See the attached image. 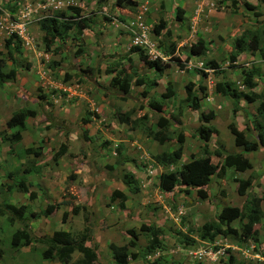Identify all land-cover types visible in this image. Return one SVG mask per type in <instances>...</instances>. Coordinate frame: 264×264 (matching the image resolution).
Returning <instances> with one entry per match:
<instances>
[{
  "label": "rangeland",
  "instance_id": "obj_1",
  "mask_svg": "<svg viewBox=\"0 0 264 264\" xmlns=\"http://www.w3.org/2000/svg\"><path fill=\"white\" fill-rule=\"evenodd\" d=\"M133 1L135 6L118 8L114 0H0V58L6 61L2 70L7 73L12 67L16 72L15 78L0 81V107L10 104L6 115L0 114V206L26 207L22 222L8 225L6 215H0V264H59L41 255L47 249L44 241L57 230L74 239L86 234L90 240L85 245L95 250L96 264H113L107 245H125L130 239L126 232L131 229L135 241L144 246L147 237L139 232L141 225L158 226L163 232L160 250L146 256L147 260L159 258L160 264H227L231 256L234 264H262L264 202H260L259 222L253 226L256 241L239 242L236 221L227 229L222 227L227 232L224 230L225 235H217L212 242L198 236L201 225L216 221L223 206L242 207L251 196H263L264 138L256 152L244 154L251 168L243 173L225 169L222 175L212 176L201 189L203 199L192 188L181 185L169 193L160 191L158 176L175 175L179 180V167L189 154L201 155L196 128L206 124L198 120L200 112L214 114L208 123L217 131L207 144L210 153L237 151L232 147L227 125L231 123L238 130L244 124L251 127L256 103L239 100L237 111L232 112L233 101L215 93L213 87L216 83L229 84L236 92H245L242 72L249 68L261 73L254 78L256 87L252 92L258 93L264 87V0ZM243 2L249 7L245 8ZM70 8L85 18V28L76 35V29L64 24L66 35L54 40L45 51L38 21L61 11L73 15ZM177 8L183 12L180 20L175 17ZM137 19L143 30L135 24L129 26ZM159 19L165 23L161 34L168 32L167 36L152 32ZM132 32L144 34L158 54L155 59L161 70L149 69L138 60L133 47L148 60L154 59L143 46L133 45L136 35ZM11 34L20 41L14 63L5 58L3 46ZM253 34L258 39L257 50L249 53L245 45ZM198 39L206 46L205 55L190 56L188 48ZM238 39L241 49L232 63L229 57L238 51ZM169 56H175L180 64L169 61ZM209 60L217 69L209 70ZM119 70L133 78L143 77L144 84L132 85L127 95L121 94L111 84L112 77L121 78ZM189 82L194 92L199 86L204 88L202 94H197V111L182 106L183 87ZM168 84L173 97L161 100L159 95ZM151 102L161 105L159 112L150 108ZM22 108L34 110L35 116L26 118L19 139L11 142L5 121L12 111ZM124 113H128V123L120 124L118 115ZM158 117L167 120L163 144L149 135V131H157ZM84 119L88 121L84 123ZM177 133L183 136L180 161L173 166L157 164L159 154L176 147ZM246 137L254 139L255 132H248ZM61 146L64 152L58 154ZM26 148L38 154L25 155ZM210 158L213 164L219 162L215 156ZM123 173L132 175L137 193H130L121 183ZM246 178L252 185L244 196H239L234 180ZM114 190L125 195L123 208L117 206L118 200L110 201ZM47 201L63 206L48 217H31L39 214ZM73 206L85 210L72 215L69 209ZM63 213L66 215L62 220ZM21 228L32 242L13 250L9 238ZM182 236L187 238L184 244ZM128 250L134 254L128 264H144L134 248ZM203 252L205 255H201ZM80 259L81 255L73 252L68 264H77Z\"/></svg>",
  "mask_w": 264,
  "mask_h": 264
},
{
  "label": "trees",
  "instance_id": "obj_2",
  "mask_svg": "<svg viewBox=\"0 0 264 264\" xmlns=\"http://www.w3.org/2000/svg\"><path fill=\"white\" fill-rule=\"evenodd\" d=\"M80 2L84 0H78ZM136 2L133 0H114V5L118 8H122V6H135ZM245 8H248L249 5L246 2L242 4ZM73 15L67 16L64 12H57L52 14L51 16L43 17L38 21V28L43 33L41 38V42L45 51H48L51 47V44L54 40L64 37L67 33L66 28L63 27L64 24L72 26L75 30V34H81V31L85 28V18H81L79 16V11L75 8H70ZM13 11V10H12ZM1 13V12H0ZM182 10L176 9V19L180 20L182 15ZM165 29V23L163 20L159 19L157 24L153 25L152 32L155 36L160 35H168V32L165 34H161V32ZM244 38V37H243ZM238 40L240 42H238ZM235 41V50L233 55L229 57V61H235L237 53H240L241 49V39ZM258 39L253 34L251 39L247 45H245V50L249 53L257 50ZM19 44L20 41L16 38L15 34H11L7 37L3 46L5 49L6 59L11 63H14L15 53L19 52ZM136 51L138 60L146 65L149 69L153 70H161L159 67L158 59L148 60L147 56L142 53L140 49L137 47H133L132 51ZM172 48L168 51L169 55H172ZM206 46L204 42L198 39L196 42L192 43L188 48V54L190 56L201 57L205 55ZM169 61L174 62L176 64H180L179 60L175 56H169ZM4 59L0 58V81H9L10 79L15 78V69L11 67V69L7 72H3ZM233 63V62H232ZM206 66L211 70L217 69V66L214 61L209 60ZM181 67V65H179ZM121 74V78L112 77L111 84L117 88V90L123 94L127 95L132 87L141 86L144 84L143 77L139 76L138 78H133L132 76L123 73L122 70H119ZM243 73L242 86L246 90L245 92H236L234 88H231L229 84H221L216 83L213 87V91L215 93L220 94L223 97H227L233 101L232 112L237 111V102L239 100H243L245 103L252 104L256 103L254 108V116H252V124L249 127L247 124H244L242 130H238L233 124L227 125V130L229 135L232 138V145L237 149L236 152L231 153H223L221 154L219 151H213L212 154L208 150V142L211 137L216 135V129L208 124L210 120L213 119V112L209 111L207 114L200 112L198 114V120L201 123L196 128L197 137L201 140L200 151L202 157L194 156L193 154H189V158L186 162L182 163L179 167L180 176L179 180L173 176H168L164 173L158 176V189L165 193L171 192V190L177 185H181L186 188H192L195 190L198 198L203 199L205 197V193L202 188L208 185L212 176L217 175L220 176L223 174L225 169H230L235 173H243L251 168L249 160L244 157V154L256 152L263 145L264 138V87L261 88L260 92L254 93L252 89L256 87V81L254 78L256 76H261V73L256 68H249L245 70ZM202 77V76H201ZM204 77V76H203ZM155 83H151L154 85ZM185 96L182 100V106L192 110L197 111L200 107V99L199 95L204 92V88L201 86L198 87V92L193 91V86L189 82L183 87ZM173 97V91L168 84L165 88V92L159 95L161 100L167 101L168 99ZM150 108L159 112L161 105L156 102H151L149 104ZM35 116V111L32 109L22 108L18 111L13 112L10 117L5 121V127L11 131L8 138L11 142H15L19 139V134L25 128V119L30 117L33 118ZM118 122L120 124L128 123V113H124L118 115ZM84 123L88 120L84 119ZM155 126L157 127V131H149V135L151 139L157 141L159 144H163L166 141V137L164 136L163 130H166L167 120L163 117H158ZM14 131V132H13ZM250 131L255 132L254 139H248L246 134ZM176 147L172 151H164L156 158V163L161 166H173L178 161H180L182 155V144H183V136L181 133H177L176 137ZM64 152V147L61 146L59 148L58 154H62ZM25 155H36L38 154L32 148H26L23 150ZM214 155L219 158V162L216 164L211 163L210 156ZM27 171V170H26ZM25 171V172H26ZM28 172V171H27ZM174 174V173H172ZM121 183L125 186V188L130 193H137L138 187L136 181L132 177L131 174L123 173L120 179ZM237 183L235 191L237 195L244 196L246 191L251 187L252 183L249 178L246 179H235ZM22 191L26 192L24 188H21ZM186 191V190H184ZM260 198L251 196L246 204L242 207H231V206H223L218 214L216 215V221H209L201 225L198 239H201L206 242H212L214 238L219 235H225V229L232 222L236 221L238 226V235L237 240L239 242H244L246 240L256 241V232L253 229V226L259 222V219L262 215L260 210V202H264V193ZM33 194H30L29 197H32ZM126 197L121 192L114 190L110 194V201L118 200L117 206L119 208H123V203ZM62 203L54 204L51 201H47L45 207L39 214H31V217L38 218L40 215L43 217H48L55 209L62 207ZM26 207L24 205L13 206L10 204H2L0 206V215L5 214V220L8 225H12L14 222H22L23 215ZM79 209L85 210L83 206H73L71 207L70 213L72 215H76ZM65 213L62 214V220L65 218ZM225 227V231L222 229ZM139 232L146 235L147 242L144 246L139 245L135 239V232L131 229L127 230L126 234L130 237L128 242L125 245H115L108 244L107 250L110 256V259L113 264H128L129 259L134 258V254L129 252V248L132 247L135 249L136 257L139 256L140 259L144 262V264H160V259L155 258L152 261L144 259L146 256L150 255L155 250L159 251L161 248L162 240L161 236L163 234L162 229L158 226L153 225H141L139 227ZM227 232V231H226ZM233 232V230H230ZM86 234H82L78 239L72 238L67 232L62 230L53 231L51 236L44 241L47 245V249L44 250L41 255L44 259H55L59 264H68L70 256L73 252H77L81 255V259L77 264H96V254L95 250L85 245L89 242L90 237L85 236ZM182 244L187 242V238H181ZM32 242L31 236L29 233L24 230V228L17 229L13 232V234L9 238V246L13 250H18L22 247H27ZM228 251V250H226ZM264 255V254H263ZM2 256V251L0 250V257ZM233 257L229 256L227 264H234Z\"/></svg>",
  "mask_w": 264,
  "mask_h": 264
},
{
  "label": "built area",
  "instance_id": "obj_3",
  "mask_svg": "<svg viewBox=\"0 0 264 264\" xmlns=\"http://www.w3.org/2000/svg\"><path fill=\"white\" fill-rule=\"evenodd\" d=\"M133 24H135V26L137 28H139V29H142V30L144 29V27L142 26V23L141 22H138V19L135 22H133L132 24H129V26H132L133 27ZM128 29H130V28H128ZM21 32H22V27L18 28L17 35L19 36L21 34ZM132 33L134 35H136L135 36V40L132 42L133 45L143 46L145 48V50H146V53L148 55H150L152 59H155L156 57H158V54L153 51L152 46H150L148 44V42L146 41V38H145V36H144L143 33L142 34H139V35L135 34L134 32H132ZM201 255H205V252H203V254H201ZM255 257H257V255ZM259 260H263L262 264H264V258H261Z\"/></svg>",
  "mask_w": 264,
  "mask_h": 264
},
{
  "label": "crops",
  "instance_id": "obj_4",
  "mask_svg": "<svg viewBox=\"0 0 264 264\" xmlns=\"http://www.w3.org/2000/svg\"><path fill=\"white\" fill-rule=\"evenodd\" d=\"M4 98H5V99H8L7 96H4ZM0 99H2V98H0ZM5 99H4V100H5ZM5 101H8V100H5ZM8 107H10V104H9V105H5L4 107H0V114H1V115L3 114V115L5 116V115H6L5 113L8 112V111H7V110L9 109ZM17 111H18V110H17ZM4 112H5V113H4ZM12 112H13V111H12ZM12 112H11V114H12ZM24 123H26V119H25V122H24ZM232 147H233V146H232ZM235 149H236V148H235ZM235 152H236V150H235ZM228 153H230V152H228ZM232 153H233V152H232ZM211 156H214V155H211ZM211 156H210V157H211ZM197 157H202V154H201V155H198ZM215 157H216V156H215ZM216 158L219 160L218 157H216ZM210 161H211V158H210ZM211 163H212V162H211Z\"/></svg>",
  "mask_w": 264,
  "mask_h": 264
},
{
  "label": "clouds",
  "instance_id": "obj_5",
  "mask_svg": "<svg viewBox=\"0 0 264 264\" xmlns=\"http://www.w3.org/2000/svg\"><path fill=\"white\" fill-rule=\"evenodd\" d=\"M210 71H213V70H211V69H209ZM258 256V255H257Z\"/></svg>",
  "mask_w": 264,
  "mask_h": 264
}]
</instances>
